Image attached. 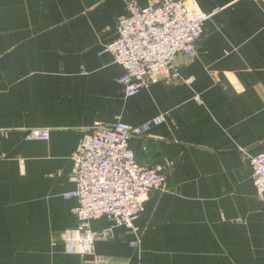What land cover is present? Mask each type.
Masks as SVG:
<instances>
[{"label": "crops", "instance_id": "obj_1", "mask_svg": "<svg viewBox=\"0 0 264 264\" xmlns=\"http://www.w3.org/2000/svg\"><path fill=\"white\" fill-rule=\"evenodd\" d=\"M194 1L211 15L197 56L176 58L181 80L126 97L123 66L100 53L128 3L150 0H0V264H264L250 158L264 152V0ZM160 116L129 145L168 188L148 192L134 228L93 220L94 254L67 252L80 139Z\"/></svg>", "mask_w": 264, "mask_h": 264}, {"label": "built area", "instance_id": "obj_2", "mask_svg": "<svg viewBox=\"0 0 264 264\" xmlns=\"http://www.w3.org/2000/svg\"><path fill=\"white\" fill-rule=\"evenodd\" d=\"M210 15L194 0H150L147 7L128 3L125 13L117 19V37L100 53H110L123 66L125 73L120 83L126 97L163 80L180 81L176 58L197 56L196 41L204 33L203 26ZM162 120L160 116L137 126L121 120L111 124L96 122L80 139L71 155L77 189L67 194L79 199L74 210L79 223L61 236L67 252L82 257L94 254L99 233L91 229L93 220L108 217L113 221L112 228H134L135 219L144 212L148 192L168 188L166 168L141 164L129 145L133 137H144ZM28 131L32 140L45 141L51 133L47 128ZM250 158L255 189L262 199L264 152Z\"/></svg>", "mask_w": 264, "mask_h": 264}]
</instances>
